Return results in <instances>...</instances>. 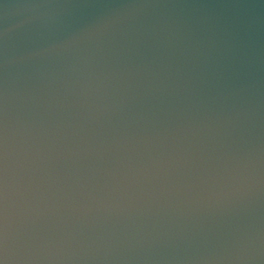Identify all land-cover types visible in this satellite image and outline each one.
Here are the masks:
<instances>
[{"label":"water","instance_id":"95a60500","mask_svg":"<svg viewBox=\"0 0 264 264\" xmlns=\"http://www.w3.org/2000/svg\"><path fill=\"white\" fill-rule=\"evenodd\" d=\"M0 264H264V0H0Z\"/></svg>","mask_w":264,"mask_h":264}]
</instances>
